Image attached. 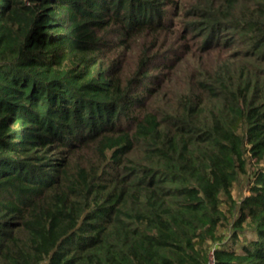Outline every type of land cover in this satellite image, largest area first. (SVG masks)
Wrapping results in <instances>:
<instances>
[{
	"label": "trees",
	"instance_id": "obj_1",
	"mask_svg": "<svg viewBox=\"0 0 264 264\" xmlns=\"http://www.w3.org/2000/svg\"><path fill=\"white\" fill-rule=\"evenodd\" d=\"M211 251L264 264V0H0V264Z\"/></svg>",
	"mask_w": 264,
	"mask_h": 264
},
{
	"label": "rangeland",
	"instance_id": "obj_2",
	"mask_svg": "<svg viewBox=\"0 0 264 264\" xmlns=\"http://www.w3.org/2000/svg\"><path fill=\"white\" fill-rule=\"evenodd\" d=\"M238 193H240L239 190H238V191H237V190H234V191H233V195H234L235 197H238ZM247 193H248V192L245 191V190H243V188H242V190H241V194H247ZM223 231H224V230H223ZM216 244H217L216 241L212 242V243H211V245H212L211 247L213 248V246L216 245Z\"/></svg>",
	"mask_w": 264,
	"mask_h": 264
},
{
	"label": "built area",
	"instance_id": "obj_3",
	"mask_svg": "<svg viewBox=\"0 0 264 264\" xmlns=\"http://www.w3.org/2000/svg\"><path fill=\"white\" fill-rule=\"evenodd\" d=\"M209 264H214V256H213V251H211V254H210V260H209Z\"/></svg>",
	"mask_w": 264,
	"mask_h": 264
}]
</instances>
